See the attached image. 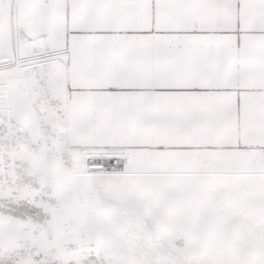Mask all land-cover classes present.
<instances>
[{
    "label": "snow or ice",
    "instance_id": "obj_1",
    "mask_svg": "<svg viewBox=\"0 0 264 264\" xmlns=\"http://www.w3.org/2000/svg\"><path fill=\"white\" fill-rule=\"evenodd\" d=\"M0 264H264V0H0Z\"/></svg>",
    "mask_w": 264,
    "mask_h": 264
}]
</instances>
